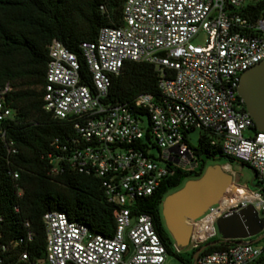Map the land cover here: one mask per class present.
<instances>
[{
  "label": "built area",
  "instance_id": "2783aa9c",
  "mask_svg": "<svg viewBox=\"0 0 264 264\" xmlns=\"http://www.w3.org/2000/svg\"><path fill=\"white\" fill-rule=\"evenodd\" d=\"M247 4L252 3L124 0L119 26H103L95 40L79 44L90 86L82 82L77 55L57 39L50 42L43 108L70 121L75 136L58 155H46L49 172L55 175L67 166L99 178L113 206L115 228L111 236H104L63 212H46L45 254L30 264H162L167 251L151 215L134 209L174 169H198L194 146L187 140L194 129L210 130L211 144H219L225 155L250 167L256 187L249 190L235 183L232 174L223 196L191 222V247L216 235L215 222L225 212L252 204L264 216V131H253L254 122L237 93L241 73L264 60V10L252 17L243 12ZM99 8L104 10L103 5ZM199 33L204 35L201 44L193 42ZM126 62L154 67L157 97L140 93L131 105L107 101L111 79ZM10 89L9 83L0 89V123L14 118L5 97ZM146 133L154 147L147 143ZM1 136L4 139V131ZM5 145L7 154L16 152L12 140ZM8 173L18 180L17 171ZM208 224L211 230L199 239L195 231ZM260 253L255 244L232 243L199 255L196 264H254ZM20 259H28L26 252Z\"/></svg>",
  "mask_w": 264,
  "mask_h": 264
},
{
  "label": "trees",
  "instance_id": "16d2710c",
  "mask_svg": "<svg viewBox=\"0 0 264 264\" xmlns=\"http://www.w3.org/2000/svg\"><path fill=\"white\" fill-rule=\"evenodd\" d=\"M123 3L124 0H0V89L10 84L5 97L14 109L13 120L0 123V264H30L43 259L46 234L42 217L46 212H63L94 233L104 236L113 233V206L106 201L99 178L67 166L55 175L49 172L46 155H58L60 147L68 146L75 132L70 121L44 110L42 86L48 62L47 46L53 39L77 55L82 82L91 85L79 44L95 40L103 26H119ZM100 5L104 10H100ZM263 10L264 0H257L247 4L243 12L256 17ZM140 93L159 95L157 73L148 63L126 62L121 73L112 77L106 97L110 103L131 105ZM252 129L256 132L255 125ZM211 137L210 130H199L197 145L193 147L199 161L197 170L174 169L134 209L151 215L167 253L182 264H192V255L201 244L187 251L188 258H184L164 226L160 204L169 190L178 189L184 180L199 177L209 161H235L223 153L219 144H211ZM145 139L154 147L148 133ZM7 140H12L16 148L11 155L7 154ZM10 170L18 172L17 181L9 175ZM18 189H21L19 195ZM210 239L215 243L199 255L232 244L215 236ZM255 245L260 246L261 253L254 264H264V235ZM22 252H26L27 260L20 259Z\"/></svg>",
  "mask_w": 264,
  "mask_h": 264
},
{
  "label": "water",
  "instance_id": "95a60500",
  "mask_svg": "<svg viewBox=\"0 0 264 264\" xmlns=\"http://www.w3.org/2000/svg\"><path fill=\"white\" fill-rule=\"evenodd\" d=\"M237 93L256 130L264 131V60L241 73ZM254 177L253 174L249 181L250 187H256ZM232 182L233 175L218 163H213L207 165L199 177L185 180L181 187L163 197L160 204L161 215L176 249L189 245L191 222L198 220L208 207L215 204ZM215 227L220 240H228L233 244H255L264 235V216H260L252 204H247L238 211L223 213L217 218ZM214 243L215 241H207L198 247L192 255V264H196L204 248Z\"/></svg>",
  "mask_w": 264,
  "mask_h": 264
},
{
  "label": "rangeland",
  "instance_id": "374dc122",
  "mask_svg": "<svg viewBox=\"0 0 264 264\" xmlns=\"http://www.w3.org/2000/svg\"><path fill=\"white\" fill-rule=\"evenodd\" d=\"M246 1L250 3H254L257 0H246ZM203 40H204V35L202 33H199L198 35L194 37L193 42L201 44ZM198 136H199V130L197 129L191 130L187 133V140L191 145L195 146L197 145V142H198ZM211 163L213 164L212 161H209L208 165ZM216 163H219L221 165H226L227 167H229V170L234 175L235 183L238 182L240 184H246L248 186V189L252 190V188L249 185V181L252 179L254 173L250 167H248L247 165L241 164L237 160L229 161L227 159H221L217 161ZM184 182L185 180L182 182V185ZM169 192H172V190H169L168 193ZM217 238L219 239L218 234L216 232L215 239ZM208 241H213V239H210ZM179 248L180 249H177V251H179L180 254L184 258L187 259L188 258L187 251H190L192 249L191 244H189L188 246L184 248H181V247ZM162 264H182V263L173 254L167 253L166 258Z\"/></svg>",
  "mask_w": 264,
  "mask_h": 264
},
{
  "label": "bare ground",
  "instance_id": "6f19581e",
  "mask_svg": "<svg viewBox=\"0 0 264 264\" xmlns=\"http://www.w3.org/2000/svg\"><path fill=\"white\" fill-rule=\"evenodd\" d=\"M218 165L221 168H223L226 171H228L229 173H231V171L229 170V167H227L226 165H221L219 163H218ZM238 198H243V194H240L238 196ZM210 230H211V228H210L209 224L208 225H202V226L200 225L199 228L195 232H196L197 237L200 239V238L204 237L207 234V232L210 231Z\"/></svg>",
  "mask_w": 264,
  "mask_h": 264
},
{
  "label": "flooded vegetation",
  "instance_id": "af4514ba",
  "mask_svg": "<svg viewBox=\"0 0 264 264\" xmlns=\"http://www.w3.org/2000/svg\"><path fill=\"white\" fill-rule=\"evenodd\" d=\"M202 244H203V243H202ZM202 244H201V245H202Z\"/></svg>",
  "mask_w": 264,
  "mask_h": 264
}]
</instances>
